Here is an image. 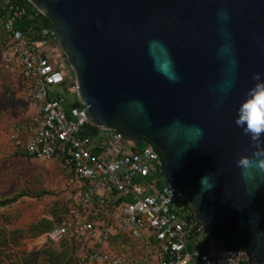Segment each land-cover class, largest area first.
Instances as JSON below:
<instances>
[{
    "label": "water",
    "instance_id": "95a60500",
    "mask_svg": "<svg viewBox=\"0 0 264 264\" xmlns=\"http://www.w3.org/2000/svg\"><path fill=\"white\" fill-rule=\"evenodd\" d=\"M27 1L52 22L87 120L157 152L211 250L264 264V174L242 179L254 149L234 122L264 74V0Z\"/></svg>",
    "mask_w": 264,
    "mask_h": 264
},
{
    "label": "built area",
    "instance_id": "2783aa9c",
    "mask_svg": "<svg viewBox=\"0 0 264 264\" xmlns=\"http://www.w3.org/2000/svg\"><path fill=\"white\" fill-rule=\"evenodd\" d=\"M25 16V6L0 0L2 64L25 83L24 98L37 106L33 125L24 130L26 137L15 139V146L23 156L60 161L80 191L46 239L72 243L70 264H133L109 248L119 235L154 247L157 264L247 261L243 252L208 247L210 240L187 198L164 181L160 157L150 145H137L87 120L53 25L21 26Z\"/></svg>",
    "mask_w": 264,
    "mask_h": 264
},
{
    "label": "rangeland",
    "instance_id": "374dc122",
    "mask_svg": "<svg viewBox=\"0 0 264 264\" xmlns=\"http://www.w3.org/2000/svg\"><path fill=\"white\" fill-rule=\"evenodd\" d=\"M25 83L2 64L0 48V264H66L72 243L49 242L45 234L79 197L73 173L56 159L19 154L37 107L24 98ZM79 252L84 248L75 247ZM110 250L133 264H157L155 248L121 235Z\"/></svg>",
    "mask_w": 264,
    "mask_h": 264
},
{
    "label": "clouds",
    "instance_id": "9594fccd",
    "mask_svg": "<svg viewBox=\"0 0 264 264\" xmlns=\"http://www.w3.org/2000/svg\"><path fill=\"white\" fill-rule=\"evenodd\" d=\"M221 19L226 16L221 14ZM223 51V49H222ZM234 61L232 62V64ZM264 74L253 73L252 80L254 85L247 90L245 99L240 103L236 110L235 124L241 128L243 133L250 138L253 146L251 155H242L236 160L237 167L241 170V177L246 182L254 180L255 176L264 174ZM231 85L227 87L219 86L221 94L226 95ZM202 135V130H198ZM202 195L215 186L212 181V174L201 178Z\"/></svg>",
    "mask_w": 264,
    "mask_h": 264
},
{
    "label": "trees",
    "instance_id": "16d2710c",
    "mask_svg": "<svg viewBox=\"0 0 264 264\" xmlns=\"http://www.w3.org/2000/svg\"><path fill=\"white\" fill-rule=\"evenodd\" d=\"M16 3L23 5L26 7L27 10V16H25L22 19L21 26H24L26 24H31L35 22L39 27H45V26H51L52 22L48 19H46L40 12H38L27 0H14ZM68 65V64H67ZM137 145H141L142 143L137 142ZM159 152V151H158ZM161 155V153L159 152ZM71 244V242L68 241H62L60 243H64L65 246H67V243ZM196 239L193 237L191 239L190 244L188 245V248L191 249L195 245ZM59 243V244H60ZM205 246H203L201 249L203 250ZM126 258H129L128 256H123ZM73 259V254L68 255L66 259V264H70ZM240 264H249L247 261H241Z\"/></svg>",
    "mask_w": 264,
    "mask_h": 264
},
{
    "label": "crops",
    "instance_id": "0c3cea01",
    "mask_svg": "<svg viewBox=\"0 0 264 264\" xmlns=\"http://www.w3.org/2000/svg\"><path fill=\"white\" fill-rule=\"evenodd\" d=\"M37 107V106H36Z\"/></svg>",
    "mask_w": 264,
    "mask_h": 264
}]
</instances>
